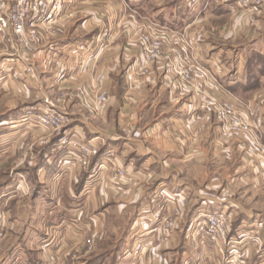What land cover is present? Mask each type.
Instances as JSON below:
<instances>
[{"label": "crops", "instance_id": "1", "mask_svg": "<svg viewBox=\"0 0 264 264\" xmlns=\"http://www.w3.org/2000/svg\"><path fill=\"white\" fill-rule=\"evenodd\" d=\"M64 1L82 21L85 37L69 36L72 20L62 17V32L54 33L50 44L36 53L40 87L71 92L65 112L77 117L76 131L114 148L115 165L126 166L129 176L123 188L115 187L107 164L101 170L102 180L87 192L89 169L76 161L61 164L71 158L65 150L55 146L46 152L42 147L44 158L36 161L35 174L30 167L20 173L27 181L37 177L41 194L24 199L29 196L27 189L16 199L6 193V202L1 203L6 240H13L6 255L10 264H71L70 259L86 256L89 239L98 237L111 219L118 233L123 230L125 246L117 253L124 259L120 264H132L129 259L135 264H174V258H192L195 253L210 256L204 250L178 248L177 243L188 239L189 225L206 204L231 206L232 201L218 193L217 180L226 174L223 169H230L228 162L236 161L229 170L236 175L247 166L238 177L264 178V159L248 151L251 143L245 135L225 132L199 104L205 99L203 92L238 98L239 110L264 127V13L241 9L238 0H176V4L175 0L172 4L136 0L130 11L117 0ZM148 3H155L149 14ZM127 12L130 18L125 21ZM107 22L109 36L100 46L97 40ZM82 29L76 28L75 33ZM145 31L164 39L165 55L153 65L142 60L138 37ZM187 41L201 65L215 72L216 81L199 78L197 88L176 91L167 68L177 61L174 49L190 53ZM8 63L21 80L24 76L30 82L35 74H27L25 62L17 57ZM102 92L109 96L106 103L98 99ZM18 114L5 123L21 122ZM30 133L24 129L22 137ZM229 171L226 176L232 177ZM11 185L16 187L15 180ZM167 220L173 226L165 233L161 227ZM136 243L143 245L138 253L133 246L130 249ZM250 248L245 250L248 257L255 254ZM73 263L82 264L81 260Z\"/></svg>", "mask_w": 264, "mask_h": 264}, {"label": "rangeland", "instance_id": "2", "mask_svg": "<svg viewBox=\"0 0 264 264\" xmlns=\"http://www.w3.org/2000/svg\"><path fill=\"white\" fill-rule=\"evenodd\" d=\"M133 1L137 2L136 0H117L116 3H119V6H123V9L130 11V8L133 9V6L131 7V3H134ZM171 1L172 0H169L167 2H170V4L174 3ZM178 1L175 0V4ZM245 1L248 2L245 3ZM46 3L48 4L47 7L49 9H52L55 5L59 4L60 10L58 14L51 20L44 19L47 14L44 16L42 13L37 15L35 12L36 3L34 1H30L28 3L29 6L24 4L23 9H21L23 11L22 13L25 12L23 17L25 28L23 33H18L15 31V29L17 28V20H21L22 15V13L18 12L19 7H21L19 1L0 0V19H8L7 21L9 23V28L6 31L1 29L0 24V264H10L9 258L6 257V255L12 250V248L9 250V247L13 244V240H6L7 227L5 221L1 220L4 216L3 214L5 207H3V204L1 203L6 202V193L7 195L8 193H13L11 195H14L13 197L16 199H21L22 197H20V194L18 193H22L24 190L27 191V189L28 192L26 193H28L29 196L25 195L24 199L27 197L31 199L36 194H41L38 193L41 188V184H39V180L37 182V177H32L27 181L20 173L22 169H26L28 167L33 169L36 168L38 163L36 161H38V158L39 160L42 159L44 154L41 153L42 147L47 148L46 152L53 151L55 146L58 149L65 150L66 155H70L71 158L63 160L61 164H65V161L67 160L68 162L76 161L84 169H89V173L87 174L86 178L87 181H85V183L86 185H91L90 188L87 189L85 186L87 192L102 180L101 170L107 164H110L109 168L111 171V182L115 184V187L120 186L123 188L126 183L125 181L129 176V170L126 168V166L115 165L114 160L116 157V150L114 148L109 147L110 145H106L105 143L101 142V139H98L97 137L89 138V136H87L84 132L76 131L74 126L78 120L77 117L70 116L67 114V112H65L66 103L72 98L71 92H56L57 90L52 92L53 90H51L49 87H45L44 90L42 87H40L41 84L39 83L40 76L39 67H37L38 64L36 53L41 48H43L44 45H47V43L50 44V37L52 36L53 38L54 33H57L55 35L58 36V34L62 32V17L68 15L67 19L72 20V22L68 25L70 26L68 28L69 36H75L79 33L82 37H85L83 36V33H86L85 30L82 29V21L79 20L80 18L75 16V13L73 14L72 11L67 9L64 0H46ZM166 3H164V5ZM153 5H155V3H148L146 6L148 14L151 13L150 11L152 10L149 9ZM172 6L174 7L175 5L173 4ZM237 6L241 9H254L264 13V9L252 7L253 5L251 0H238ZM27 7L29 8L27 9ZM175 9L177 10V6H175ZM127 13L128 15L125 21H128L130 18V12ZM143 20H145V22L151 21L149 17H143ZM112 25L114 26V23H112ZM106 26L108 28L106 27L105 31L102 33L101 40H97V42L100 43V46H103V44L106 43V39L109 36V28L111 25H108L107 22ZM76 28H81V32L75 33ZM146 36L151 38H159L163 43L162 55L154 61H147L145 59L143 39ZM138 40L142 49L143 64L153 65L165 55L164 39L160 35L145 31L139 35ZM185 44L187 45L188 51L190 53H185L186 51L181 49H174L177 61H173L167 68L168 73L174 76V89L176 91H185L193 88L195 89L197 88L196 80L199 78H210L216 81L215 72L211 68L208 69L206 64L205 65L207 67L201 65V63L191 53L193 48L190 46L188 41ZM14 57H17L22 62H25V70L27 74L29 73L32 75L35 73L34 76L31 77L30 82H28L27 78L24 76L23 80L19 79V75L16 71L17 69H15V66L12 67V64L8 63V59H12ZM179 61H181L182 64H178ZM51 63L52 61L50 64ZM186 68L193 69V84L185 89H177L175 87V82L179 78L178 72H181ZM202 73H205L206 76L202 77ZM98 79L101 82L104 79V76L100 74L98 75ZM43 91L45 92L42 94ZM203 93L205 94V99L199 104V109L202 111H209L212 115H214L225 132L245 135V137L249 139V143H251L248 146V151L264 159V155L260 150L261 146L264 145V127H261L257 122L252 121V119L250 120L245 113H242L239 110V107L236 106L238 103H235L237 102L238 98L234 100V98L229 96L219 97L206 92ZM102 96L106 97L104 101L101 100ZM98 99L101 101V103H106L109 99V96L106 92H102L99 94ZM210 99L232 103L237 112L242 115L243 118L250 124L252 130H234L226 127L224 123L218 118L216 107L210 106L206 109L201 107L204 102L207 100L209 101ZM31 109H36L33 114L29 113ZM46 109L53 110L56 114L64 116L65 119L58 129L43 127V125L39 124L40 120L38 119L37 121V116L45 114L44 111ZM16 111L19 113L17 116H20L19 121L21 122H15L13 124L7 125L5 120L11 116H14ZM252 114L253 113H250L251 116ZM34 128L42 129L43 131L40 133H32L34 132ZM24 129L25 131L28 129L31 131V133L29 136L26 135L23 138L22 133ZM64 135H71L77 138L81 144L88 143L89 146L92 144L91 147L96 148L98 152L92 155L89 165H82L78 161V150H69L68 147L59 148V141ZM17 139L19 140L18 142H16ZM41 139L43 140V143H41ZM107 151H111V153L107 155ZM104 153L106 156L103 155ZM98 157H100V161L96 162ZM46 159L48 161H52V157H46ZM234 162L236 161L233 160L232 162L228 163L233 165ZM225 167H227V164ZM228 167L231 169L230 166ZM241 167L242 170H239L237 175L235 173L236 171L223 169V173L226 174H223L224 176L217 179L220 181L218 193L221 194V192H223V195L232 201L231 206L225 207L226 204L224 203L218 205L217 207L206 204L203 210L200 211V214L195 219V221L189 225L188 239H184L183 242L177 243L179 245L178 248L187 246V248L190 249H200V252L202 250L208 252V254L211 252L210 256H206V254L202 255V253H195L192 258H174V264H184L186 262L189 264H230L228 262L229 260L241 261L244 264H264V258L261 257L264 255V178H252L249 176L238 177L241 175V172L246 173L248 170L247 166ZM227 171H229V174L232 177L226 176ZM35 172L36 169L33 170L34 174ZM12 180H15V183H17L15 186L20 190H17L16 187L12 188ZM207 191L214 193L213 190ZM176 208L178 214H181L182 212H179L178 207ZM206 214H221L226 217L228 220L227 223L229 229L227 234L228 245L220 248L219 245L211 243L210 236L207 234H205V237H200L201 235L199 236L196 232H194L197 221L201 220ZM254 215L257 216V221L251 222L249 219ZM111 221L113 222H108L106 226L103 225L101 227L102 231L99 233L98 237L94 236L89 239L85 248L86 256H83V258L76 257L75 259H70L71 264L73 260L74 262L76 260H81L82 264H87L89 261H92L95 264H120L124 260L123 258H119V254H117L121 248L125 246L123 241V230L118 233L114 227L115 220L111 219ZM172 226L173 221L167 220L161 227V231L166 233V230L169 231ZM194 238L196 242L193 241ZM92 239H94V241H91ZM18 244L19 243H17V245ZM138 244L141 243L131 245L130 249L132 246L133 249H136ZM142 246L143 245L141 244V249L143 248ZM246 247H252L255 249V254H252V256L248 257V253L246 254L245 252ZM100 251H103L105 254H98ZM251 251L252 250L249 251V254ZM261 259H263V261H260ZM129 261L130 263L135 264L131 262L130 259Z\"/></svg>", "mask_w": 264, "mask_h": 264}, {"label": "built area", "instance_id": "3", "mask_svg": "<svg viewBox=\"0 0 264 264\" xmlns=\"http://www.w3.org/2000/svg\"><path fill=\"white\" fill-rule=\"evenodd\" d=\"M18 1L21 6L19 7L18 10L19 13L23 12L21 9H23L24 4L29 6L28 3L30 1H34L36 3V8H35L36 14L38 15L42 13L43 16L47 14V16L44 17V19L47 20H51L52 18H54V16H56L60 10L59 4L55 5L54 8L52 9H49L47 7L48 4L46 3V0H18ZM246 2L248 1H245V3ZM251 2L253 5L252 7L264 9V0H251ZM28 8L29 7H27V9ZM24 15L25 12L22 13L21 20H17V28L15 29V31L18 33L24 32V28H25V23L23 21ZM7 20L8 19L5 18L0 19L1 29L3 31H6L9 28V23ZM143 44H144V53H145L144 55L147 61H154L155 59H158L162 55L163 43L159 38H151L149 36H146L143 39ZM178 73H179V78L175 82V87L177 89H185L193 84L194 78L192 75L193 74L192 68L183 69L181 72ZM201 76L205 77L206 75L205 73H202ZM105 99H106L105 96L101 97V100L104 101ZM210 106L216 107V113L218 118L229 129L246 130V131L252 130L250 124L243 118L242 115H240L237 112L236 108L232 103L221 102L215 99H210L209 101L207 100L206 102H204V104L201 105V107L205 109ZM35 110L36 109H31L29 113L33 114ZM44 112L45 114L37 116L38 117L37 121L39 119L40 120L39 124L43 125V127L58 129L65 119L64 116L56 114L53 110L46 109ZM59 143H60L59 148L68 147L69 150H74V149L78 150L79 151L78 161L85 166L90 164L92 155L98 152L95 147L94 148L91 147L92 144L90 146L88 143L81 144L77 140V138L71 135L70 136L64 135L60 139ZM260 150L264 155V145L261 146ZM110 153L111 151L106 152L107 155H109ZM103 155L106 156L105 153ZM67 162L68 161H65V163ZM90 185L91 184L86 185V189L90 188ZM227 222L228 220L226 219V217L221 214H206L201 220L197 221L196 229L194 232H196L197 235L199 236L201 235L200 237L202 236L205 237L206 236L205 234H207L208 236H210L211 243H215L216 245H219L221 248L225 245H228L227 234L229 229ZM91 241H94V239H92ZM193 241L196 242L195 238ZM135 250L136 253H138V251H142L141 244H138ZM228 262L230 264H244L241 261L229 260Z\"/></svg>", "mask_w": 264, "mask_h": 264}]
</instances>
